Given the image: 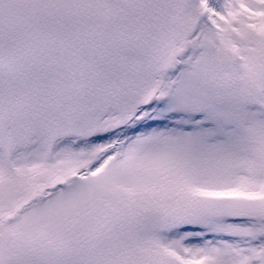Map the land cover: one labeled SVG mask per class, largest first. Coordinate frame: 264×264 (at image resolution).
<instances>
[{
	"label": "snow or ice",
	"instance_id": "1",
	"mask_svg": "<svg viewBox=\"0 0 264 264\" xmlns=\"http://www.w3.org/2000/svg\"><path fill=\"white\" fill-rule=\"evenodd\" d=\"M0 264H264V0H0Z\"/></svg>",
	"mask_w": 264,
	"mask_h": 264
}]
</instances>
